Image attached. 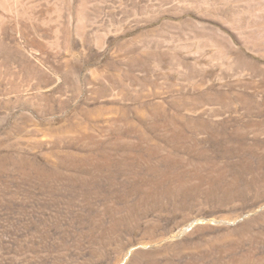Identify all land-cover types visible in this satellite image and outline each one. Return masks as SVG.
<instances>
[{
  "label": "rangeland",
  "instance_id": "1",
  "mask_svg": "<svg viewBox=\"0 0 264 264\" xmlns=\"http://www.w3.org/2000/svg\"><path fill=\"white\" fill-rule=\"evenodd\" d=\"M21 1L0 264H264V0Z\"/></svg>",
  "mask_w": 264,
  "mask_h": 264
},
{
  "label": "bare ground",
  "instance_id": "2",
  "mask_svg": "<svg viewBox=\"0 0 264 264\" xmlns=\"http://www.w3.org/2000/svg\"><path fill=\"white\" fill-rule=\"evenodd\" d=\"M19 1H21V0H0V20L2 21V22H7V23H9L10 25L12 24H14L15 23V17H16V15H17V5H18V3H19ZM90 1V0H89ZM21 2H23V1H21ZM40 2V1H39ZM28 3V2H27ZM30 3V2H29ZM41 3V2H40ZM85 3V2H84ZM26 4V3H25ZM82 3L80 2V5H81ZM34 5V4H33ZM21 6V5H20ZM19 6V7H20ZM22 7V6H21ZM31 8H32V6H31ZM31 8H30V10H31ZM24 9V8H23ZM27 10V9H26ZM29 10V11H30ZM33 10V9H32ZM31 10V11H32ZM38 10V9H37ZM74 10V9H73ZM80 10H83V9H80ZM28 11V12H29ZM30 11V12H31ZM34 11V10H33ZM55 11V10H54ZM93 11V10H92ZM58 12V11H57ZM80 11H78V13H79ZM19 14V13H18ZM33 14V13H32ZM35 15V14H34ZM19 16V15H18ZM28 16L30 17V15L28 14ZM27 16V17H28ZM32 16V15H31ZM68 17V16H67ZM31 18V17H30ZM35 19V18H34ZM34 19H32V20H34ZM81 20H83V18L82 19H80V21ZM0 21V22H1ZM47 21V20H46ZM84 21V20H83ZM82 21V22H83ZM23 22V21H22ZM63 23V22H62ZM57 24V23H56ZM10 25H9V27H10ZM37 25V24H36ZM5 26V25H4ZM71 26V25H70ZM77 26V25H76ZM84 27H86V25H84ZM6 28V27H5ZM8 28V27H7ZM37 28V27H36ZM79 28V27H78ZM91 28V27H90ZM16 29H18V27L16 28ZM15 30V29H14ZM76 31V30H75ZM83 31V30H82ZM78 33V32H77ZM82 33V32H81ZM72 34V33H71Z\"/></svg>",
  "mask_w": 264,
  "mask_h": 264
}]
</instances>
